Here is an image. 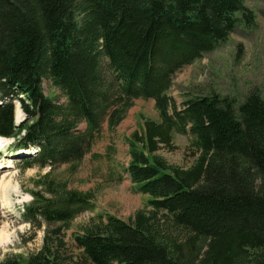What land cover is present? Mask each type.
Segmentation results:
<instances>
[{"label": "trees", "instance_id": "trees-1", "mask_svg": "<svg viewBox=\"0 0 264 264\" xmlns=\"http://www.w3.org/2000/svg\"><path fill=\"white\" fill-rule=\"evenodd\" d=\"M244 1L0 0V136L36 149L20 169H48L23 206L24 221L44 227L41 248L0 264H264V97L251 92L234 107L196 95L177 106L168 95L177 71L253 26ZM43 79L65 102L45 95ZM138 98L153 99L159 117L124 138L133 191L149 210L127 221L97 213L69 244L71 222L95 200L69 177ZM173 133L191 135L198 155L187 168L157 154ZM102 179L123 178L112 168Z\"/></svg>", "mask_w": 264, "mask_h": 264}, {"label": "rangeland", "instance_id": "rangeland-1", "mask_svg": "<svg viewBox=\"0 0 264 264\" xmlns=\"http://www.w3.org/2000/svg\"><path fill=\"white\" fill-rule=\"evenodd\" d=\"M244 6L255 19L251 28L238 25L226 41L175 74L168 95L177 106L196 95H218L229 99L234 107L251 92L264 97V0H245ZM42 86L46 94L60 96L49 80L43 79ZM60 98L61 102H65L62 96ZM13 114L15 124L25 116L18 100L14 101ZM145 119L159 120L154 104L150 100H134L116 129L110 132L106 126L103 127L84 155L77 172L69 177L72 188L95 191L94 209L77 216L66 231L69 244L72 243V234L97 213L111 214L127 221L135 212L149 210L147 196L133 191L123 171L126 163L123 138L138 129V124ZM3 140L0 146V261L7 256L26 257L41 248L44 227L35 228L25 222L23 206L32 199L30 190L37 189L33 180L48 171L47 167L41 169L37 166L20 169L26 152L14 147V140ZM189 141V135L173 133L172 146L161 147L157 154L169 165L187 168L198 155ZM105 153L110 158L101 156ZM94 155L101 157L94 158ZM112 168L121 172L123 179L103 182L102 176ZM63 169L64 166L57 172L63 173Z\"/></svg>", "mask_w": 264, "mask_h": 264}, {"label": "crops", "instance_id": "crops-1", "mask_svg": "<svg viewBox=\"0 0 264 264\" xmlns=\"http://www.w3.org/2000/svg\"><path fill=\"white\" fill-rule=\"evenodd\" d=\"M124 148L126 149V162L129 161L128 153H127V145L124 143Z\"/></svg>", "mask_w": 264, "mask_h": 264}, {"label": "bare ground", "instance_id": "bare-ground-1", "mask_svg": "<svg viewBox=\"0 0 264 264\" xmlns=\"http://www.w3.org/2000/svg\"><path fill=\"white\" fill-rule=\"evenodd\" d=\"M259 91V90H258ZM4 142L3 138H0V146L2 145V143ZM119 145V144H118ZM8 162L10 161L9 159L7 160ZM4 166H8V165H4ZM56 191V190H55Z\"/></svg>", "mask_w": 264, "mask_h": 264}]
</instances>
